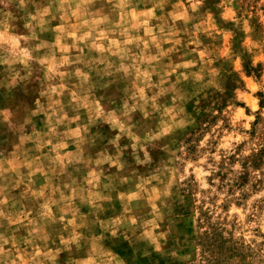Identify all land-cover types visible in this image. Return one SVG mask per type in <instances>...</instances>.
I'll use <instances>...</instances> for the list:
<instances>
[{
  "label": "rangeland",
  "instance_id": "rangeland-1",
  "mask_svg": "<svg viewBox=\"0 0 264 264\" xmlns=\"http://www.w3.org/2000/svg\"><path fill=\"white\" fill-rule=\"evenodd\" d=\"M0 246L264 264V0H0Z\"/></svg>",
  "mask_w": 264,
  "mask_h": 264
},
{
  "label": "clouds",
  "instance_id": "clouds-1",
  "mask_svg": "<svg viewBox=\"0 0 264 264\" xmlns=\"http://www.w3.org/2000/svg\"><path fill=\"white\" fill-rule=\"evenodd\" d=\"M135 221H133V223H134ZM5 243H7V241H5ZM0 252H3V248H2V246H0Z\"/></svg>",
  "mask_w": 264,
  "mask_h": 264
}]
</instances>
